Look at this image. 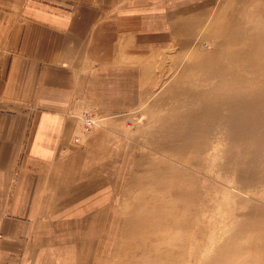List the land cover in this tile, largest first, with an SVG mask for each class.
<instances>
[{"label":"crops","instance_id":"1","mask_svg":"<svg viewBox=\"0 0 264 264\" xmlns=\"http://www.w3.org/2000/svg\"><path fill=\"white\" fill-rule=\"evenodd\" d=\"M216 1L0 0V264L90 257L129 146L114 119L139 104L142 58L189 45ZM88 112L109 120L85 135Z\"/></svg>","mask_w":264,"mask_h":264},{"label":"rangeland","instance_id":"2","mask_svg":"<svg viewBox=\"0 0 264 264\" xmlns=\"http://www.w3.org/2000/svg\"><path fill=\"white\" fill-rule=\"evenodd\" d=\"M199 21L186 47L142 58L84 264H264V0H217ZM88 114L85 135L109 120Z\"/></svg>","mask_w":264,"mask_h":264},{"label":"built area","instance_id":"3","mask_svg":"<svg viewBox=\"0 0 264 264\" xmlns=\"http://www.w3.org/2000/svg\"><path fill=\"white\" fill-rule=\"evenodd\" d=\"M81 126L84 131H90L95 127V121L89 116L88 113H82L80 116ZM76 142V140H75Z\"/></svg>","mask_w":264,"mask_h":264}]
</instances>
